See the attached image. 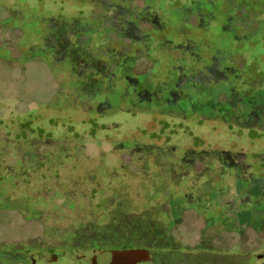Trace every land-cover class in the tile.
<instances>
[{
  "label": "rangeland",
  "instance_id": "1",
  "mask_svg": "<svg viewBox=\"0 0 264 264\" xmlns=\"http://www.w3.org/2000/svg\"><path fill=\"white\" fill-rule=\"evenodd\" d=\"M125 61L140 75L137 84L123 76ZM164 125L184 128L172 137L176 155L190 150L191 135L205 150L264 152V0H0V152L31 142L40 151H81L92 168L103 155L107 204L124 188L122 200L136 206L151 192L144 170H162L147 147L165 140L151 139ZM189 191V213L174 228L188 246L204 223L195 215L201 198ZM90 197L97 203L99 196ZM63 209L58 222L43 225L78 224ZM41 232L35 220L0 211L4 249L28 245ZM241 235L218 243L240 244L249 263L264 264L249 251L264 237ZM70 258L52 264H86Z\"/></svg>",
  "mask_w": 264,
  "mask_h": 264
},
{
  "label": "flooded vegetation",
  "instance_id": "2",
  "mask_svg": "<svg viewBox=\"0 0 264 264\" xmlns=\"http://www.w3.org/2000/svg\"><path fill=\"white\" fill-rule=\"evenodd\" d=\"M166 127L151 137L165 134V140L152 141L147 147V155L162 170H144L151 192L136 206L122 200L124 188L114 189L113 202L107 204L103 155L92 168L89 157L81 160V151H40L26 140L19 151L0 152V169L1 160H8L5 174H0V211L35 220L42 228L41 235L28 245L7 244L5 249L0 245V264H52L71 260V256L75 262L109 264L105 252L124 250H145L152 264H258L246 260V249L240 244L236 251L235 246L221 247L218 240L237 232L244 237L251 231L257 239L264 237V152L205 150L202 141L191 135L190 150L176 155L173 142L184 128L179 125L168 132ZM173 158L177 164L171 167L168 161ZM112 172L116 174L117 169ZM189 190H194L192 198H201L202 210L195 215L204 223L196 228L197 243L188 246L178 240L174 228L182 226L189 213L184 209ZM88 193L99 196L97 203ZM160 195L162 200L157 198ZM63 207L79 219L78 224L64 230L55 224L45 227L44 221L58 222ZM207 230L214 233L212 239ZM60 235L64 237L61 243L55 241ZM45 237L48 241H43ZM255 246L249 250L250 257L254 262L264 261V243Z\"/></svg>",
  "mask_w": 264,
  "mask_h": 264
},
{
  "label": "water",
  "instance_id": "3",
  "mask_svg": "<svg viewBox=\"0 0 264 264\" xmlns=\"http://www.w3.org/2000/svg\"><path fill=\"white\" fill-rule=\"evenodd\" d=\"M109 264H152V257L145 250L107 251Z\"/></svg>",
  "mask_w": 264,
  "mask_h": 264
},
{
  "label": "trees",
  "instance_id": "4",
  "mask_svg": "<svg viewBox=\"0 0 264 264\" xmlns=\"http://www.w3.org/2000/svg\"><path fill=\"white\" fill-rule=\"evenodd\" d=\"M121 66L123 67L122 69H124L125 68V66H129L128 65V63H127V61H125V62H123L122 64H121ZM134 69V66L133 67H128V68H126V69H124V77H126V79H128L129 81H130V85L131 84H134V83H138V78L137 77H139L140 75H138V74H134L133 73V70ZM213 72V71H212ZM215 73V72H214ZM136 77V78H135ZM155 94H157V93H155ZM159 94V93H158ZM157 96V95H156ZM139 102L140 103H144V101L143 100H139ZM145 104H147L146 102H145ZM161 105H166V102H161L160 103ZM144 105V104H143ZM169 107H171V106H169ZM169 107H164L163 108V110L164 111H167L168 109H169Z\"/></svg>",
  "mask_w": 264,
  "mask_h": 264
}]
</instances>
